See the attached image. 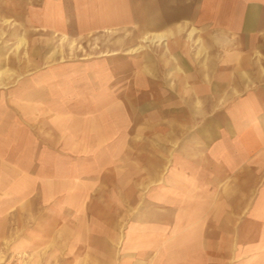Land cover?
<instances>
[{
    "label": "crops",
    "instance_id": "0c3cea01",
    "mask_svg": "<svg viewBox=\"0 0 264 264\" xmlns=\"http://www.w3.org/2000/svg\"><path fill=\"white\" fill-rule=\"evenodd\" d=\"M1 39L8 257L264 264V0H0Z\"/></svg>",
    "mask_w": 264,
    "mask_h": 264
},
{
    "label": "rangeland",
    "instance_id": "374dc122",
    "mask_svg": "<svg viewBox=\"0 0 264 264\" xmlns=\"http://www.w3.org/2000/svg\"><path fill=\"white\" fill-rule=\"evenodd\" d=\"M8 42H7V40L1 39L0 40V48L2 49L3 47H6ZM9 43L12 44L11 41ZM144 110H151V105H145ZM8 254H9V252H8L7 248L0 249V264H30L29 259H30V261L32 259V256L31 257L25 256L24 254H21V253L14 256L15 258L13 257V255H10L8 257Z\"/></svg>",
    "mask_w": 264,
    "mask_h": 264
},
{
    "label": "bare ground",
    "instance_id": "6f19581e",
    "mask_svg": "<svg viewBox=\"0 0 264 264\" xmlns=\"http://www.w3.org/2000/svg\"><path fill=\"white\" fill-rule=\"evenodd\" d=\"M154 38V37H153ZM158 40V39H157ZM37 252V251H36ZM41 252V251H40ZM2 260V259H1ZM40 261V260H39ZM149 263V262H148Z\"/></svg>",
    "mask_w": 264,
    "mask_h": 264
}]
</instances>
